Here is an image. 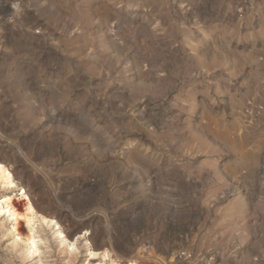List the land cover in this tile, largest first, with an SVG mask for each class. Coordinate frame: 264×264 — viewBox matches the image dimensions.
Wrapping results in <instances>:
<instances>
[{
    "label": "rangeland",
    "instance_id": "374dc122",
    "mask_svg": "<svg viewBox=\"0 0 264 264\" xmlns=\"http://www.w3.org/2000/svg\"><path fill=\"white\" fill-rule=\"evenodd\" d=\"M0 264H264V0H0Z\"/></svg>",
    "mask_w": 264,
    "mask_h": 264
},
{
    "label": "bare ground",
    "instance_id": "6f19581e",
    "mask_svg": "<svg viewBox=\"0 0 264 264\" xmlns=\"http://www.w3.org/2000/svg\"><path fill=\"white\" fill-rule=\"evenodd\" d=\"M0 183H2L5 187L13 186V182L10 179V173L7 172L3 167L0 165Z\"/></svg>",
    "mask_w": 264,
    "mask_h": 264
}]
</instances>
